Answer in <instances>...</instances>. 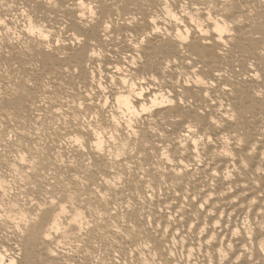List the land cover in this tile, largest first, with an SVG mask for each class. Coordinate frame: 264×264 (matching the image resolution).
<instances>
[{
	"label": "bare ground",
	"instance_id": "6f19581e",
	"mask_svg": "<svg viewBox=\"0 0 264 264\" xmlns=\"http://www.w3.org/2000/svg\"><path fill=\"white\" fill-rule=\"evenodd\" d=\"M0 264H264V0H0Z\"/></svg>",
	"mask_w": 264,
	"mask_h": 264
},
{
	"label": "snow or ice",
	"instance_id": "6c2138e0",
	"mask_svg": "<svg viewBox=\"0 0 264 264\" xmlns=\"http://www.w3.org/2000/svg\"><path fill=\"white\" fill-rule=\"evenodd\" d=\"M78 142V141H77Z\"/></svg>",
	"mask_w": 264,
	"mask_h": 264
}]
</instances>
